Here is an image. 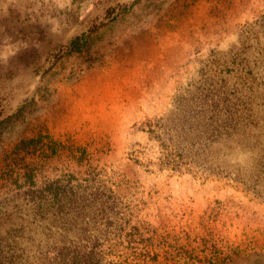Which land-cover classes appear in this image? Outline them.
Returning a JSON list of instances; mask_svg holds the SVG:
<instances>
[{"label":"rangeland","instance_id":"374dc122","mask_svg":"<svg viewBox=\"0 0 264 264\" xmlns=\"http://www.w3.org/2000/svg\"><path fill=\"white\" fill-rule=\"evenodd\" d=\"M2 239L17 264H264V0H0Z\"/></svg>","mask_w":264,"mask_h":264},{"label":"trees","instance_id":"16d2710c","mask_svg":"<svg viewBox=\"0 0 264 264\" xmlns=\"http://www.w3.org/2000/svg\"><path fill=\"white\" fill-rule=\"evenodd\" d=\"M80 40H81L80 37L79 38H76L75 40L72 41L71 45H75ZM208 101H209V99H208ZM208 101H207V99H205L204 104L205 105H207V104L212 105V103H209L210 101L209 102ZM186 113H187V111H185V115H186ZM185 115H184V117H185ZM170 118H171V120H173V122H176L178 120V118L175 115H171ZM185 120H186V122H189V119L187 117L185 118ZM202 121L205 122L204 124L206 126V130L209 129V128H212V130L210 131V134H208V137L206 138L207 143H208L209 142V135L214 134V132H216V130H217V127H219V125L217 123L218 121H217L216 118H214L212 116H208V117H206V119H203ZM173 122L171 121L169 123V126L166 127L165 136H166V139H167L168 143L171 144L172 147H173V149L177 152L178 157H181L182 156V154L180 153V150H181L180 144L181 143H185V145H187V147H186L187 149L199 151L200 148H201L202 150L205 151L204 147L206 145L204 143H201V145H200V142L201 141H197V140L196 141H192V140H190V139L187 138L188 133L191 130V127L190 126L187 129L188 130V133H187V131H185V127H184V131H183L182 123H181V126H180L181 128H180L179 126H176ZM173 131H175L174 134L177 133V132H179V134H183L185 137L182 136V135H178L176 137L177 140L175 141L174 140V137L173 136H170V134ZM179 147H180V149H179ZM195 151H193V152H195ZM12 239L14 240V237H12ZM13 240H11V238H10V240H9V243L10 244H8V246H11V243H13ZM3 244H4V242H3V239H2V241L0 240V251H1L0 255H2L0 257V264H14V263L17 264L15 262L16 261V257L14 256V254H10L9 253V252H11V247H7V245H6L7 248H4ZM1 248H3V249H1Z\"/></svg>","mask_w":264,"mask_h":264}]
</instances>
